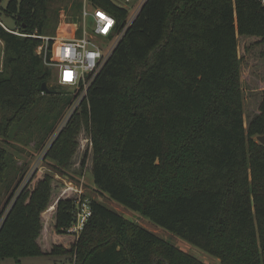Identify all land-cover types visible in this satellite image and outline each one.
Instances as JSON below:
<instances>
[{
  "label": "trees",
  "instance_id": "trees-1",
  "mask_svg": "<svg viewBox=\"0 0 264 264\" xmlns=\"http://www.w3.org/2000/svg\"><path fill=\"white\" fill-rule=\"evenodd\" d=\"M90 2L115 16L117 32L124 28L127 8L111 0ZM47 3L9 0L2 8L25 34L0 25V103L12 113L0 124L4 140L54 92L41 89L49 72L35 52L40 38L33 36L47 27ZM240 36L264 43L261 0H145L89 84L75 122L46 156L66 167L84 123L98 191L225 264H264V145L253 138L264 133V89L258 113L245 125ZM56 45L49 39V62ZM80 91L54 104L50 99L59 110L55 118ZM171 154L195 167L191 187L177 186L181 171L170 166ZM11 157L0 147V201L6 197L0 264L45 255L66 256L71 264H203L91 198L82 229L69 231L77 191L39 172L15 195L22 175Z\"/></svg>",
  "mask_w": 264,
  "mask_h": 264
},
{
  "label": "rangeland",
  "instance_id": "rangeland-1",
  "mask_svg": "<svg viewBox=\"0 0 264 264\" xmlns=\"http://www.w3.org/2000/svg\"><path fill=\"white\" fill-rule=\"evenodd\" d=\"M9 0H2L0 2V22L7 28H14L19 33L17 35H25L17 28L16 21L3 11ZM75 1V4H72ZM84 0H48L47 12V27L44 28L43 33L33 35L39 37L40 41L35 47L42 42V37H49L59 40L60 38L76 39L83 35H90L92 42L102 51L107 52L110 47L111 40L102 35H95L90 28V18H87L86 27L85 20L82 15ZM82 3L81 8H76ZM78 4V5H77ZM138 4V1H136ZM75 5V6H74ZM129 12L135 8V4L131 3ZM73 13V14H72ZM75 15V17H73ZM2 24H0L2 26ZM256 37H239V69L241 72V89L243 95V112L245 125L248 121L258 113V106L261 99V92L264 89V43H258ZM4 63V43L0 40V70ZM49 76L46 81L48 89L54 91L48 96H44L42 102L38 103L27 115V117L17 126H15V134L4 140L0 135V147H5L11 154V164L14 168L20 167V174L22 175L18 189L14 193L17 195L19 189L31 178L36 176V173H48L54 177L53 184L63 183L77 191L81 189V193L87 198L101 202L105 206L115 210L119 214L124 215L132 222L150 230L156 235L160 236L167 244L174 246V248L183 254L202 262L203 264H225L220 257L212 255L202 248L193 245L179 235L165 230L154 225L142 213L126 208L125 206L112 200L107 194L101 193L97 190L92 179V142L91 136L86 129L84 123L79 124L78 130L74 136V151L68 160V165L62 166L51 157H47L48 148L54 144L57 137L63 131L65 132L71 127L74 112H79L78 105L83 94H79L77 98L72 100V103L65 108L62 113L55 118V113H58L57 108H53L54 99H61L66 96L71 97L74 91L67 85H60L56 79V68L52 65L44 63ZM145 65L143 64V68ZM73 97V96H72ZM52 104H50V99ZM51 110V111H50ZM11 111L4 110L0 103V124L4 125V118L11 116ZM256 140V136H253ZM257 141V140H256ZM258 142V141H257ZM73 146V145H72ZM67 147V149H69ZM170 166L175 168L176 172L181 171V177L178 179L177 186L184 185L191 187L193 178L196 177V170L189 160H184L182 156L178 155L173 159V154L168 158ZM58 166V167H57ZM13 168L12 174L16 170ZM61 169L64 175H61L57 169ZM178 177V176H177ZM19 175H16V180ZM177 182V181H175ZM15 184L13 182L12 186ZM11 186V187H12ZM56 193L57 190L55 189ZM5 195L2 196L0 207L2 206ZM12 199L6 210L10 208L13 203ZM216 240V239H215ZM3 264H15L11 259H5ZM21 264H71L66 256L60 255H45L22 258Z\"/></svg>",
  "mask_w": 264,
  "mask_h": 264
},
{
  "label": "built area",
  "instance_id": "built-area-1",
  "mask_svg": "<svg viewBox=\"0 0 264 264\" xmlns=\"http://www.w3.org/2000/svg\"><path fill=\"white\" fill-rule=\"evenodd\" d=\"M112 2L127 8L128 15L124 28L117 32V21L114 15L106 11L100 6L94 5L90 0H84L82 15L85 20L90 18L89 24L95 35H102L111 40L110 47L107 52L99 49L91 40V36L83 35L76 39L60 38L53 50L55 60L47 61V45L49 37H42V42L37 46V54L43 57V61L47 65L56 68V79L58 84L67 85L72 90L81 88L80 94H85L89 84L94 79L104 62L106 61L112 49L117 44L124 30L129 26L130 22L138 13L141 4L145 0H111ZM138 1V4H136ZM264 3V0H261ZM131 3L136 6L131 13L129 12ZM102 14L104 18H102ZM106 18V19H105ZM0 24H2L0 22ZM5 29H8L2 24ZM10 30V29H9ZM19 34L17 31H12ZM66 74H70V79L66 78ZM75 203V222L69 227V231L78 233L87 218L91 215V208L87 197L78 190V196L74 200Z\"/></svg>",
  "mask_w": 264,
  "mask_h": 264
},
{
  "label": "water",
  "instance_id": "water-1",
  "mask_svg": "<svg viewBox=\"0 0 264 264\" xmlns=\"http://www.w3.org/2000/svg\"><path fill=\"white\" fill-rule=\"evenodd\" d=\"M145 2V1H144ZM143 2V3H144ZM143 3L141 4V6H140V8L142 7V5H143ZM140 10V9H139ZM115 47V46H114ZM113 50V49H112ZM41 89L43 90V91H50L49 89H48V87H47V85H46V82L44 81V82H42V84H41ZM256 140L259 142V143H261V144H263L264 145V133L263 134H259V135H257L256 136Z\"/></svg>",
  "mask_w": 264,
  "mask_h": 264
},
{
  "label": "snow or ice",
  "instance_id": "snow-or-ice-1",
  "mask_svg": "<svg viewBox=\"0 0 264 264\" xmlns=\"http://www.w3.org/2000/svg\"><path fill=\"white\" fill-rule=\"evenodd\" d=\"M98 15H101L102 18H104L102 14H98ZM105 19H106V18H105ZM66 78H69V79H70V74H66Z\"/></svg>",
  "mask_w": 264,
  "mask_h": 264
}]
</instances>
